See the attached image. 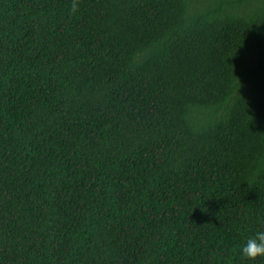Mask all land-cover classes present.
<instances>
[{
  "label": "trees",
  "instance_id": "1",
  "mask_svg": "<svg viewBox=\"0 0 264 264\" xmlns=\"http://www.w3.org/2000/svg\"><path fill=\"white\" fill-rule=\"evenodd\" d=\"M257 231L264 0H0V264H252Z\"/></svg>",
  "mask_w": 264,
  "mask_h": 264
},
{
  "label": "clouds",
  "instance_id": "2",
  "mask_svg": "<svg viewBox=\"0 0 264 264\" xmlns=\"http://www.w3.org/2000/svg\"><path fill=\"white\" fill-rule=\"evenodd\" d=\"M240 256L257 264L258 261H264V231H257L248 236L239 247Z\"/></svg>",
  "mask_w": 264,
  "mask_h": 264
}]
</instances>
